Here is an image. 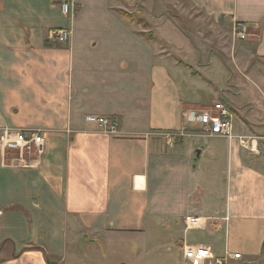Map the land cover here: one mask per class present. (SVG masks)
<instances>
[{
  "label": "crops",
  "instance_id": "1",
  "mask_svg": "<svg viewBox=\"0 0 264 264\" xmlns=\"http://www.w3.org/2000/svg\"><path fill=\"white\" fill-rule=\"evenodd\" d=\"M185 1L209 42L227 57L232 47L230 67L214 49L200 64L179 46L172 55L167 14L139 29L124 0H72L67 16L53 0H0V129L44 138L40 155L0 145V264H165L173 251L183 260L185 245L264 264V0ZM58 29L70 30L64 44L51 38ZM254 59L263 73L240 77ZM234 79L239 104L263 109L257 119L236 110ZM218 98L231 140L195 120ZM86 116L114 119L117 133ZM238 137L255 139L258 154ZM187 216L205 229H188ZM190 230L207 239L189 241Z\"/></svg>",
  "mask_w": 264,
  "mask_h": 264
},
{
  "label": "rangeland",
  "instance_id": "2",
  "mask_svg": "<svg viewBox=\"0 0 264 264\" xmlns=\"http://www.w3.org/2000/svg\"><path fill=\"white\" fill-rule=\"evenodd\" d=\"M124 1L126 2L125 5L127 7L126 13L132 16V20L138 24L139 29H143L146 27L147 25L146 23L148 21V19L146 21V17H148L149 14H154V15L156 14V16L158 13L163 15H165V13L167 14L169 27L173 31L171 37V43L173 45L171 44L168 48V51L171 52L172 55L180 57V53L185 52L186 53L185 55H189V57L185 56L188 59L192 57L199 58L200 56H202L199 62L195 61L197 64L198 63L200 64L201 62L204 63L206 61V57L209 54L208 51L210 49H214L215 54L218 55V57L221 58L223 61L224 65H222V68L230 67V65L226 64V62L232 61L231 59V55L233 54L232 47H230V49L228 50L230 56L228 55L227 57V54L225 53V49H224L225 47H217L216 44L209 42L212 39V34L211 32H209L208 25L205 23L196 26L192 22L191 13L186 12L188 10L190 11V6L189 3H187L185 0H124ZM163 20L165 19L163 18ZM153 23L158 24L159 26L161 21L153 20ZM243 32H245L246 34L247 31L243 30ZM184 34H187L186 36H188L189 38H187ZM234 36L240 39L237 33L235 32V29H234ZM188 40L189 43H186L188 42ZM240 40L242 41V39ZM178 41L179 42L183 41L184 43L177 44ZM177 47L180 48L179 50L180 53L177 51L178 49ZM234 54L236 53L234 52ZM256 62L257 61L255 59L252 60V62L250 61L242 72L240 73L238 72V75H240V77L243 78L246 76L247 73L250 74V72H253L255 76H259V73H263V68L262 67L258 68L257 64H255ZM225 71L226 69L224 70V72L221 70L217 71L218 72L217 74L223 75ZM216 79H218V77H216ZM219 80H221V78ZM219 80L217 81V83L219 82ZM228 83L233 84V85H229L230 87H227V89H229L228 91L232 93L231 98L233 103L236 105V110L242 113L246 112L249 117L250 115H253L254 116L253 118L257 119L258 114L262 113L263 109L258 112H255L253 110L251 111L252 107L249 105L248 106L245 105L242 107L241 104H239L240 101H238V98L234 97L239 93L238 89L241 88L240 81L234 79V80H229L227 84ZM221 85L222 83L218 84L219 89L221 88ZM208 97L212 98L214 101L216 99V95L214 94H208ZM216 103H220L221 105H224L223 101L220 98L217 99ZM210 107L211 105L209 106V108ZM247 110L250 111L247 112ZM187 236L189 241L203 242L207 239L206 232L200 230H190ZM162 255L165 260L169 259L165 264H184L183 260L180 257V251H173V253L170 252V254H168L169 257L165 256L164 254ZM156 259L161 260L162 257L160 256L156 258L154 257V261Z\"/></svg>",
  "mask_w": 264,
  "mask_h": 264
},
{
  "label": "built area",
  "instance_id": "3",
  "mask_svg": "<svg viewBox=\"0 0 264 264\" xmlns=\"http://www.w3.org/2000/svg\"><path fill=\"white\" fill-rule=\"evenodd\" d=\"M58 6L60 12L67 16L72 12V0H53ZM244 27L242 25L235 26V32L240 39H245ZM245 31V30H244ZM70 37V30L58 29L51 33V38L60 44H64ZM214 114H202L196 116L195 120L205 128L209 135L226 137L233 139L232 135V118L229 111L223 105H213ZM85 121L96 125L105 134L115 135L117 133V124L114 119L86 116ZM168 144L176 141V135L165 133L163 135ZM241 144H248L247 150L252 154H258V146L255 139L238 137ZM0 145L5 150L17 151L20 155L26 153H35L40 155L44 145V138L40 133H31L23 131H15L8 128L0 129ZM184 223L188 229L203 230L206 227L204 220L198 217L187 216L184 218ZM232 259H240L239 253L231 255ZM183 261L185 264H225L224 258L215 257L210 252L209 248L197 245H185L183 247Z\"/></svg>",
  "mask_w": 264,
  "mask_h": 264
},
{
  "label": "trees",
  "instance_id": "4",
  "mask_svg": "<svg viewBox=\"0 0 264 264\" xmlns=\"http://www.w3.org/2000/svg\"><path fill=\"white\" fill-rule=\"evenodd\" d=\"M122 15L127 18V19H130L132 20V16L130 14H127L126 12H122ZM133 21V20H132ZM150 38V36H148Z\"/></svg>",
  "mask_w": 264,
  "mask_h": 264
},
{
  "label": "water",
  "instance_id": "5",
  "mask_svg": "<svg viewBox=\"0 0 264 264\" xmlns=\"http://www.w3.org/2000/svg\"><path fill=\"white\" fill-rule=\"evenodd\" d=\"M199 156V152H197V155H196V157H198Z\"/></svg>",
  "mask_w": 264,
  "mask_h": 264
}]
</instances>
